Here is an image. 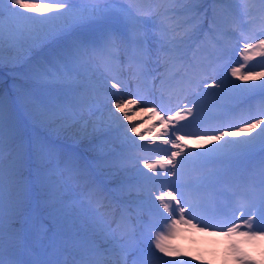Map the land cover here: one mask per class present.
<instances>
[{
	"label": "snow or ice",
	"instance_id": "obj_1",
	"mask_svg": "<svg viewBox=\"0 0 264 264\" xmlns=\"http://www.w3.org/2000/svg\"><path fill=\"white\" fill-rule=\"evenodd\" d=\"M152 2L144 0L143 7L132 11L116 7L119 0H92L87 5L83 0H0V264H94L84 257H74L71 262L40 256L25 258V252L31 253L32 241L52 229L59 234L61 220L72 216L75 204H65L63 193L83 173L53 140L37 138L26 145L24 115L39 119L59 134L85 119V113L107 112L106 119L88 121L76 135H88V123H93V132L111 135L112 148L103 167L113 177L131 173L121 180L120 190L129 196L134 194L139 203L121 216V221L129 225L124 231H119V224L113 229L102 218H91L111 246L106 251L115 258L105 264H194V257L187 258L186 253L162 243L180 226L264 239V159L258 179H228L226 173L209 167L257 151L264 154V79L258 84L229 79V75L240 81L256 78L245 74L253 53L261 57L259 66L264 67V38H260L264 37V0H256L258 28L245 0L241 14L234 15L230 26L221 31L216 41L219 47L207 65L188 60L182 50L200 29L198 0H167L170 7L165 9L162 22L173 23H166L157 38L153 60L147 21L159 13ZM217 3L230 11L233 0ZM182 25L190 26L181 32ZM169 32L174 34L169 36ZM28 41L29 48L37 42L52 47V58L35 76L43 82L49 76L64 82L69 91L62 97L49 99L17 84L13 85L14 95L5 92L8 79L2 70L12 63L6 60L5 48ZM124 42L132 46L130 55L125 47V54L133 77L150 76L162 67L165 72L153 79H166L167 72L175 68V91H133L130 80L106 73L102 78H89L94 65L102 63L110 68L120 60ZM237 55L239 60L235 59ZM153 63L156 68L149 67ZM209 69L223 77L217 87L225 93L226 103L211 104L206 109L199 85ZM256 75L264 77V71ZM19 78L12 77L14 81ZM224 119L232 122H221ZM144 121L148 124L141 128ZM181 132L203 141L195 145L201 150L185 145ZM197 132L204 135L197 136ZM144 133L149 134L147 139ZM33 155L38 161L36 184L40 191L24 179ZM48 202L59 207L49 212L53 223L46 229V219L39 213L42 203ZM236 259L239 264H254L242 255Z\"/></svg>",
	"mask_w": 264,
	"mask_h": 264
},
{
	"label": "rangeland",
	"instance_id": "obj_2",
	"mask_svg": "<svg viewBox=\"0 0 264 264\" xmlns=\"http://www.w3.org/2000/svg\"><path fill=\"white\" fill-rule=\"evenodd\" d=\"M89 1H92V0H88V2ZM27 2H29V3H47V2H51V0H27ZM85 4L87 5L89 3H85ZM169 7H170V5H169ZM242 7H243V3L241 2V0H239V3L237 4L236 8L239 10V9H242ZM165 9H167V8H164V11H165ZM154 25H155V27H157L159 29V32L158 33L154 32L155 31V27L153 28V31L147 32L148 36L150 38L151 47H152V51H153V60L155 59V51H156V48H157V45H156L155 42H157V38L163 33L164 27H165V23L162 22V21H158V22H155ZM30 43H31L30 41L24 42L22 45H18L16 48H12V49H9L7 46L5 48L4 55L6 57V60L10 59L12 61V63L6 64V66L4 67L3 71L11 79H12V77L14 75H18L20 77L18 80H15V81L12 79V81L14 83L10 87L13 89V85L17 84V85L25 87L26 89H28L30 91L38 93V91L35 90V88H38V87L39 88L40 87L41 88L42 87L45 88V87H49V86L51 87V86H53L56 83H63L62 81H57L56 78L52 77V76H49V77L46 78L47 82L39 81V80L36 79L35 74H36L37 71H42V69L40 67L42 64H38L37 60H35V56L33 57V53H34L33 50L36 49V45L37 44H41V43L37 42L35 45H33L31 48H29V44ZM229 79H235L236 82L238 83V78H236V77H231L229 75ZM222 80H223V77L219 76V83H221ZM56 88H58V87H56ZM13 91H14V89H13ZM210 93L214 94V95H225V93H223L221 91V89L218 88L217 86L212 87L211 90H210ZM27 117L30 120L34 121V123L36 124V128L37 129L40 128V130L46 131L49 134H52V135H55V136H59L60 138L62 137V134L64 132H61V133L57 134L56 132L53 131V128L51 126L42 124L39 121V119L33 120L29 116H27ZM106 118H107V112L106 111H96L95 115H91V116L85 115V119L78 120V122H75V126H77V127L82 129V127L88 121H91V122L95 123V122L100 121L101 119H106ZM70 123H73V122L70 121ZM93 123H88V135H83V134L76 135V136H74L73 138H70V139H71V141H73L74 145H76L78 148H84L85 144H86L88 152H89L90 149H92L91 152L95 153L97 151L96 149L104 148L109 143L104 142V143H102V145H98V146L94 147V145L91 142V140H96V139H93V138H94V134L96 132H98V131H96V132L92 131ZM63 139H65V138H63ZM25 144H26V139H25ZM109 145H111V144H109ZM227 160L228 159L220 161L219 163H225ZM240 160L244 162V160H247V158H241ZM72 162H73V164H75V161H72ZM93 164H95V163H93ZM61 167H63V164L61 165ZM236 167H238V163L231 165V168H236ZM118 178H119V175L117 176L116 179H118ZM86 180H88V177L82 175L79 180L71 181L70 187L67 190H65V192L63 193V195L65 197V199H64V203L65 204H75V206H77L76 203L74 202V200L70 201L71 197L69 195H72V194L76 195L77 193L78 194H82L84 192V188L88 185V182H85ZM82 202L84 204L85 210L90 215V216H87L88 220L85 219V217L83 215V212L77 213L78 215H74V212H73L71 217L75 218L77 220L78 219L86 220L88 225L93 226L94 229L97 230V227L94 226L92 221H91V218L95 217V215L90 211V208H88L90 205H92V203L87 202L85 200H83ZM79 232H83V231L79 230ZM67 235L68 234H65L64 236H67ZM70 238H71V235H69L67 237L68 240L65 239L62 242V244L64 245V248H66V249L70 248V246L68 245V243L70 242ZM102 240H104L103 233H101V237H97L96 234H90L89 238L82 237L80 240H78L76 242V248H75L74 254L75 255H79L80 257H84V255L92 257L93 255H90L88 253H93L94 254V251H92V249L100 248V246L102 244L101 243ZM46 242H47V239L45 238L44 234H42V237L40 239V243L42 245L43 244L45 245ZM228 246H230V243H228ZM43 251L46 252V246L44 247ZM67 255L69 256V255H71V253L70 254L67 253ZM61 256H62V254L58 255L54 259L58 260V259H60ZM101 258H104V257H101ZM212 260H211L212 264H220V262L217 263L215 259H212ZM222 264H226V263L222 262ZM262 264H264V260H263Z\"/></svg>",
	"mask_w": 264,
	"mask_h": 264
},
{
	"label": "bare ground",
	"instance_id": "obj_3",
	"mask_svg": "<svg viewBox=\"0 0 264 264\" xmlns=\"http://www.w3.org/2000/svg\"><path fill=\"white\" fill-rule=\"evenodd\" d=\"M134 116L138 115V113H135V114H132ZM81 131V128L77 127V126H74L70 131L68 132H64L62 134V137L61 138H73L74 136H76V133L80 132Z\"/></svg>",
	"mask_w": 264,
	"mask_h": 264
},
{
	"label": "trees",
	"instance_id": "obj_4",
	"mask_svg": "<svg viewBox=\"0 0 264 264\" xmlns=\"http://www.w3.org/2000/svg\"><path fill=\"white\" fill-rule=\"evenodd\" d=\"M43 48H44V45L43 44H37L36 45V49H34L33 50V57L35 56H37L38 55V52H40V51H42L43 50Z\"/></svg>",
	"mask_w": 264,
	"mask_h": 264
}]
</instances>
